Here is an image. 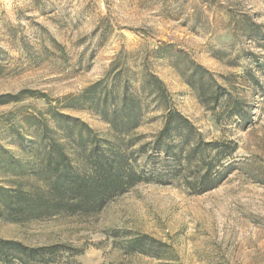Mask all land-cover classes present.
<instances>
[{
    "label": "rangeland",
    "instance_id": "374dc122",
    "mask_svg": "<svg viewBox=\"0 0 264 264\" xmlns=\"http://www.w3.org/2000/svg\"><path fill=\"white\" fill-rule=\"evenodd\" d=\"M244 18L264 29V0H0V94L28 89L57 98L78 93L105 74L122 48L166 42V55L151 59L175 106L208 140L238 144L228 158L235 169L203 194L179 184L144 182L89 218L61 214L23 223L0 218V236L29 245L86 247L82 255L57 264H264V52L260 41L241 34ZM177 51L245 98L251 123L244 125L222 107L207 110L173 67ZM46 106L30 96L2 105L0 126L17 123L30 107ZM69 112L98 130L108 127L91 111ZM159 126L155 121L140 130ZM1 143L23 155L6 140ZM114 230L147 233L170 247L161 259L127 253L124 239L109 235Z\"/></svg>",
    "mask_w": 264,
    "mask_h": 264
},
{
    "label": "trees",
    "instance_id": "16d2710c",
    "mask_svg": "<svg viewBox=\"0 0 264 264\" xmlns=\"http://www.w3.org/2000/svg\"><path fill=\"white\" fill-rule=\"evenodd\" d=\"M239 22L241 34L260 41L264 52L262 24L247 18ZM169 47L163 42L152 48H122L105 74L78 93L57 98L28 89L0 94V106L29 96L43 99L47 105L30 107L21 112L17 123L0 126V174L4 177L0 181V218L13 223L61 214L89 218L140 183L179 184L192 194H203L226 180L235 169L228 158L238 144L228 139L208 140L175 106L172 92L154 71L151 59L164 57ZM135 53L138 57L133 58ZM175 55L173 67L207 110L222 107L244 125L251 123L245 98L234 96L211 70L186 53L177 51ZM251 55L255 59V53ZM79 110L96 114L107 129L98 130L69 112ZM216 120L220 122V118ZM155 121H160L157 129L140 130ZM1 140L15 145L25 156ZM109 235L124 239L122 248L127 253L161 259L170 247L147 233L114 230ZM85 250L70 242L29 245L0 236V264H57Z\"/></svg>",
    "mask_w": 264,
    "mask_h": 264
}]
</instances>
